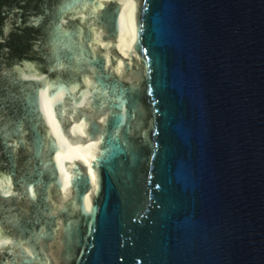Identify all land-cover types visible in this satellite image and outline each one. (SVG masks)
Masks as SVG:
<instances>
[{
	"label": "water",
	"instance_id": "95a60500",
	"mask_svg": "<svg viewBox=\"0 0 264 264\" xmlns=\"http://www.w3.org/2000/svg\"><path fill=\"white\" fill-rule=\"evenodd\" d=\"M0 264H264V0H0Z\"/></svg>",
	"mask_w": 264,
	"mask_h": 264
}]
</instances>
